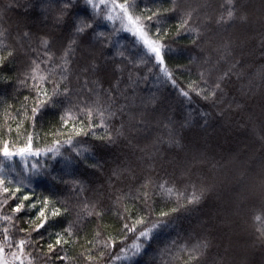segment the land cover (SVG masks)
Wrapping results in <instances>:
<instances>
[{"label": "trees", "instance_id": "1", "mask_svg": "<svg viewBox=\"0 0 264 264\" xmlns=\"http://www.w3.org/2000/svg\"><path fill=\"white\" fill-rule=\"evenodd\" d=\"M93 2L0 0L6 262L264 264V0Z\"/></svg>", "mask_w": 264, "mask_h": 264}, {"label": "snow or ice", "instance_id": "2", "mask_svg": "<svg viewBox=\"0 0 264 264\" xmlns=\"http://www.w3.org/2000/svg\"><path fill=\"white\" fill-rule=\"evenodd\" d=\"M72 2H73V0H65V7L66 8L69 7L72 4ZM85 2L88 3V4H91L94 9L100 6V5L96 4V3H94L93 0H85ZM228 3L229 4H232L233 3V0H228ZM104 7L107 8L108 5L107 4H104ZM130 7H131L130 4H127V3H125V4H116L115 3V0H112V8L113 9L119 8L121 10V12H122V15L123 16H127L128 19H129V21L131 22L132 19H133V17L130 16L129 15V12H128V9ZM233 15H234L233 11L231 9H229L228 12H227V19L228 20H231L233 18ZM156 16H158V14L157 13H153L151 16H147L146 19L149 20V21H151ZM106 18L107 19H113V17L110 14ZM221 22H225V17L224 16H221L220 17V20H218V23H221ZM186 23H187V21H185V24ZM87 27H91V25H87ZM83 30H84L83 26H78L77 29H76L77 32H81ZM2 35L3 34L0 33V36H2ZM144 43L148 45L150 52L155 55V57H156L157 61L159 62V64L162 65L163 64V60L161 58V49H160V46H157L155 44H149L147 40H144ZM45 44H46V42H45ZM69 47L71 48V45ZM11 54L12 53L10 52L9 55H11ZM3 59H6V57H4ZM38 70H39V64H37L36 67L33 69V74H34L33 75V79L36 78L35 73ZM161 71L164 73L165 76L171 78L170 77V74L168 73V70L166 68H162ZM40 79H45V77H40ZM59 94H60L59 93V85H56L54 87V89H53V97H55L56 95H59ZM181 94L182 95H187V93H181ZM43 95L44 96H48V93L45 91L43 93ZM45 102L52 103L53 102V99L52 98H49L48 101H43L42 100L40 102V105L37 106V108H33V113L35 114L38 111V108L41 105H43ZM88 115L90 117L93 115V112H92L91 109L88 111ZM100 115L103 117V112H101ZM76 134L79 135L80 132H77ZM2 151H3V155H4L5 158H10V157H13V156H20L21 158H24L26 155H33V156H35V155H38L39 154L38 152L32 151L31 138H29L28 145H26L23 148H20L19 151H10L9 150V145L7 143H5L3 145ZM50 151H51V149H50ZM161 187H163V185H161ZM4 191L7 192L8 189L5 188ZM168 191L171 192L172 190L171 189H168ZM27 198L28 197H25V199H27ZM198 199H199V197L193 195L192 201H190V202H195ZM20 210H21V206H17L14 209V211H16V212H19ZM43 215H44V213L41 212V216H43ZM52 215L53 216L59 215V211L58 210L53 211L52 212ZM256 219L257 220H260L261 218L260 217H257ZM38 227H43V221L41 222L40 225H38ZM125 227L130 232H135L136 231V228L135 227L129 228L127 225ZM5 233H6L5 234V237H4L5 243H10L9 237L7 235V229H5ZM148 234H149L148 231L140 232L139 233V236L137 237V240H139L141 237L147 238ZM262 235H264V232H262ZM25 243L26 242L24 240H20L19 243L16 245V248L19 250L20 255H17L16 253H12V255L14 256V258H16V259H21L22 258V254H23V250H24ZM56 243H57V245H59V244L62 243V241L58 238L57 241H56ZM52 247H53L52 245H49V250L50 251L52 250ZM140 247H141V245H139V244H133V245L128 246V248L122 249L121 251L126 253L129 250V248H130V249H132L134 251V253H139ZM199 247L200 246L198 245L195 250H199ZM4 251H5L4 248H0V252H4ZM117 258H119V257H117Z\"/></svg>", "mask_w": 264, "mask_h": 264}, {"label": "rangeland", "instance_id": "3", "mask_svg": "<svg viewBox=\"0 0 264 264\" xmlns=\"http://www.w3.org/2000/svg\"><path fill=\"white\" fill-rule=\"evenodd\" d=\"M115 10V9H114ZM127 28L132 32L134 33L143 43H144V40H147L149 44H152L145 36L144 34L142 33L140 27L138 25H136L133 21H129L128 17L127 16H123L121 15ZM121 18V19H122ZM145 44V43H144ZM147 46V48L149 49L148 45L145 44ZM0 264H8L5 260V257H4V254L3 252H0Z\"/></svg>", "mask_w": 264, "mask_h": 264}]
</instances>
